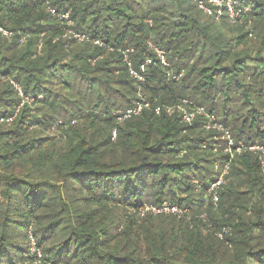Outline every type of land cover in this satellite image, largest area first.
Masks as SVG:
<instances>
[{
	"label": "trees",
	"instance_id": "1",
	"mask_svg": "<svg viewBox=\"0 0 264 264\" xmlns=\"http://www.w3.org/2000/svg\"><path fill=\"white\" fill-rule=\"evenodd\" d=\"M237 1L0 0V264H264V0Z\"/></svg>",
	"mask_w": 264,
	"mask_h": 264
},
{
	"label": "built area",
	"instance_id": "2",
	"mask_svg": "<svg viewBox=\"0 0 264 264\" xmlns=\"http://www.w3.org/2000/svg\"><path fill=\"white\" fill-rule=\"evenodd\" d=\"M207 0L205 1H200L199 4H200V8L205 11L206 13H208L209 15H212L213 12H217L218 13V17H220V15L222 14V10L221 8L223 7L225 13L231 17V18H235L237 17V15L239 14V10L236 9V7L239 5L238 1L237 0H208L210 4L212 5H215V7H218L219 9L216 11L215 9L213 10L212 6H210L207 2ZM52 13L55 14V11L54 10H51ZM63 18L67 19V16H63ZM2 31V29H0ZM3 33L7 36L11 35V33H8L6 31H3ZM80 40H82L83 38H85L84 36H79V35H76ZM98 43V42H97ZM163 54L162 52H159L158 54ZM142 79V78H141ZM145 107H148V105H143V104H139V106L137 108H135L134 110H129L127 111V113L124 115V119L126 118H129L131 117L132 115H137V114H140L141 111L143 110V108ZM173 108H168V112L172 111ZM181 111L184 112V119L185 121L187 122H191L192 119L194 118V116L196 114H200V113H204V108L203 107H197L195 109L194 112H188L186 110H183L182 108H179ZM160 112V108L157 109V113ZM206 114V113H205ZM214 118L212 119H209L210 121H213ZM226 139L229 141V145L231 146L233 144L232 140H231V136L229 134H226ZM227 169V168H226ZM226 172V171H225ZM224 172V173H225ZM222 183V177L221 179L218 181V183L214 184L212 186V189H215L217 186H219L220 184ZM213 200L214 201H218L219 198H218V195L217 193H214V196H213ZM172 211L173 213H182V210L179 209L178 207H175V206H170L168 204H164L161 208H157V207H146V211H153V212H157V211ZM33 244V248H35V251L33 252H36V246H35V242L34 240L32 239L31 241ZM38 253V257L41 258V254L40 252H37Z\"/></svg>",
	"mask_w": 264,
	"mask_h": 264
},
{
	"label": "rangeland",
	"instance_id": "3",
	"mask_svg": "<svg viewBox=\"0 0 264 264\" xmlns=\"http://www.w3.org/2000/svg\"><path fill=\"white\" fill-rule=\"evenodd\" d=\"M200 1H205V0H198V3L200 2ZM207 3L209 4V5H211L210 3H209V1H207ZM211 6H213V5H211ZM213 10H214V8H213ZM239 14L237 15V17L238 16H240V11L238 12ZM212 15L213 16H216L217 17V19H218V21H221V18H219L218 17V13L217 12H213L212 13ZM237 17H235L234 19H236ZM230 19H233V18H231V17H229ZM68 25L70 26L71 25V22H68ZM69 34H72L71 33V31H69ZM73 35V34H72ZM159 58L161 59V61H162V63H164L165 65H167V62H166V60H165V54H159ZM200 115H203V116H205V117H207V114H205V111H204V113H200ZM208 119H212L213 117H207ZM210 121V120H209ZM190 123V122H189ZM207 127H213L212 126V124L211 123H209V125L207 126ZM228 146H230L229 144H228ZM227 169H228V167H226ZM227 169H226V171H227ZM221 179V178H220ZM213 203L215 204V205H217L218 203H219V200L218 201H214L213 200ZM153 212V211H152ZM154 214H156V215H159V214H165V215H181L182 213H173L172 211H157V212H153ZM184 215V214H183ZM32 243V242H31ZM33 244V243H32ZM32 251H35V248H32Z\"/></svg>",
	"mask_w": 264,
	"mask_h": 264
}]
</instances>
